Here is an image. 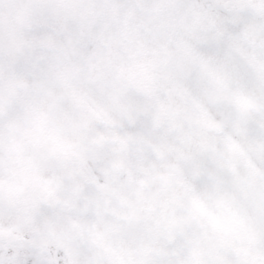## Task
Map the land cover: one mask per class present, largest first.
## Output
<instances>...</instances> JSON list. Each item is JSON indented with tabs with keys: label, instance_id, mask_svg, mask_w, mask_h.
Returning a JSON list of instances; mask_svg holds the SVG:
<instances>
[{
	"label": "snow or ice",
	"instance_id": "obj_1",
	"mask_svg": "<svg viewBox=\"0 0 264 264\" xmlns=\"http://www.w3.org/2000/svg\"><path fill=\"white\" fill-rule=\"evenodd\" d=\"M0 264H264V0H0Z\"/></svg>",
	"mask_w": 264,
	"mask_h": 264
}]
</instances>
